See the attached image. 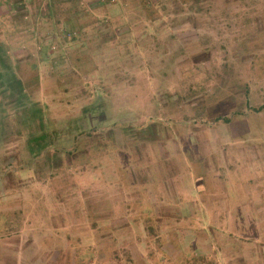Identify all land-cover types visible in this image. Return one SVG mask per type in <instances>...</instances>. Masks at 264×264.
<instances>
[{"label": "rangeland", "instance_id": "374dc122", "mask_svg": "<svg viewBox=\"0 0 264 264\" xmlns=\"http://www.w3.org/2000/svg\"><path fill=\"white\" fill-rule=\"evenodd\" d=\"M155 1L4 45L59 133L7 137L0 264H264V0Z\"/></svg>", "mask_w": 264, "mask_h": 264}, {"label": "trees", "instance_id": "16d2710c", "mask_svg": "<svg viewBox=\"0 0 264 264\" xmlns=\"http://www.w3.org/2000/svg\"><path fill=\"white\" fill-rule=\"evenodd\" d=\"M184 1L192 7V4H200L202 0ZM155 2L163 6L168 4L166 0ZM217 118L225 122L230 121L228 117ZM25 132L27 140L24 143V151L27 165L54 146L59 133L44 106L33 100L26 91L25 84L9 63L4 45L0 44V156L5 150L7 137L12 133L21 136ZM79 254V251H76L75 258L78 259Z\"/></svg>", "mask_w": 264, "mask_h": 264}, {"label": "crops", "instance_id": "0c3cea01", "mask_svg": "<svg viewBox=\"0 0 264 264\" xmlns=\"http://www.w3.org/2000/svg\"><path fill=\"white\" fill-rule=\"evenodd\" d=\"M62 0H0V44H9L12 38L23 42L38 39L44 44L48 41V30L68 26V18H58L55 11L63 15L72 13L70 8H60ZM66 1V0H65ZM46 15V16H44ZM30 19L26 21V19ZM50 18H53L52 20ZM18 35V36H17ZM16 36V38H15ZM42 54V53H40ZM8 55V53H7ZM43 58V56H40ZM9 58V55H8ZM173 252L174 246L168 247ZM149 264V263H148ZM150 264L151 261H150Z\"/></svg>", "mask_w": 264, "mask_h": 264}]
</instances>
